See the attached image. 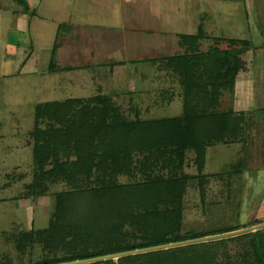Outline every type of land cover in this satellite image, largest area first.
Wrapping results in <instances>:
<instances>
[{
	"label": "rangeland",
	"instance_id": "rangeland-1",
	"mask_svg": "<svg viewBox=\"0 0 264 264\" xmlns=\"http://www.w3.org/2000/svg\"><path fill=\"white\" fill-rule=\"evenodd\" d=\"M25 1L0 0L2 19L10 21L11 10L24 7ZM72 23L70 33V26L58 28L45 20H33L28 29L0 27V264L68 263L93 258L98 251H132L128 246L147 238L144 229L126 224L125 237H118L128 246L120 248L115 242L95 247L85 237L68 242L55 202L73 187L59 178L30 189L37 165L30 133L37 104L89 98L102 91L126 119L181 116L183 85L171 70L157 67L161 59L182 53L178 35L199 37L201 52L241 50L237 58L243 66L234 92L222 91L217 112H232L243 132L234 142L207 147L201 167L195 149L187 148L181 170L173 177L161 175L178 182L173 230L201 238L264 223V0L248 1V18L243 0H75ZM9 64L15 70L8 74ZM50 168L49 163L46 170ZM99 176L95 170L89 181L81 175L80 186L97 188ZM141 180L136 173L119 176L116 183ZM106 202L109 209L119 204ZM57 229L62 233L54 235ZM232 238L86 264H180V258L211 264L210 253L216 254L214 264H226L251 248L248 237Z\"/></svg>",
	"mask_w": 264,
	"mask_h": 264
},
{
	"label": "trees",
	"instance_id": "trees-1",
	"mask_svg": "<svg viewBox=\"0 0 264 264\" xmlns=\"http://www.w3.org/2000/svg\"><path fill=\"white\" fill-rule=\"evenodd\" d=\"M178 39L182 53L161 59L157 67L171 70L183 85V112L179 117L142 120L135 116L126 119L119 106L101 92L89 98L35 106L30 135L33 162L37 165L34 187L30 189L42 187L43 180L59 178L73 187L55 202L58 220L67 230L63 234L70 237L68 242L85 237L95 247H109L115 242H119V247L125 246L118 233L125 237L123 227L126 224L144 229L146 235L143 238L147 237L137 245H126L130 250L200 238H187L173 230L174 224L170 220L176 217L177 210L171 212V209L177 198L178 182L163 180L161 175L166 173L173 177L181 170L187 148L195 149L196 163L201 167L207 147L238 140L243 132L241 122L232 117V112L218 113L217 108L223 90L229 89L233 94L235 79L243 65L237 58L241 50L222 52L210 48L201 52L199 37L178 35ZM49 163L51 168L46 170ZM94 170L100 175L95 180L98 187L82 188L81 175L89 181ZM134 173L141 175L142 180L117 185L119 176L133 177ZM106 199L117 200L119 204L106 208L109 207ZM55 233L62 232L57 229ZM255 235H259V243ZM241 237L251 241L250 252L246 250L239 260L228 259L226 264H264V230L235 238ZM197 245L200 244L156 253H170ZM119 252L122 251H98L96 256ZM210 254L214 256L211 263L214 264L216 254ZM179 255L173 254L180 258ZM178 263L191 264L192 261L180 258Z\"/></svg>",
	"mask_w": 264,
	"mask_h": 264
},
{
	"label": "crops",
	"instance_id": "crops-1",
	"mask_svg": "<svg viewBox=\"0 0 264 264\" xmlns=\"http://www.w3.org/2000/svg\"><path fill=\"white\" fill-rule=\"evenodd\" d=\"M244 1V7H245V14L246 17L248 18V1L249 0H243ZM251 1V0H250ZM259 0H253V2H257ZM23 3V0H22ZM19 5V4H18ZM75 5V0H26L24 3V7L21 5L17 6L15 10H11V17L12 19L4 21L0 15V27L3 31H6L8 27L14 26L17 27L18 29H23V28H29L32 25L33 20L37 21H44L45 22H55L56 26L58 28L62 27H71L68 30V33L72 32V18H73V8ZM14 20V21H11ZM84 23V22H83ZM93 27H96L97 29L101 27L99 23L96 22H91L90 23ZM6 25V27H5ZM8 31V30H7ZM19 31V30H17ZM74 31V27H73ZM16 32V31H15ZM21 32V31H19ZM13 32H9V36L12 35ZM264 33V31H262ZM261 52L263 48V44H261ZM179 47V46H178ZM180 48V47H179ZM21 49V47H20ZM24 50V49H22ZM181 50V48H180ZM263 53V52H262ZM7 64V63H6ZM14 64L8 65V69L6 70L7 73H12L14 72ZM5 71V72H6ZM101 88L99 89V91ZM103 93V91H102ZM106 95V94H104ZM264 218V217H263ZM262 223V222H261ZM260 223H256L254 225H257ZM252 226V225H251ZM264 230V229H262ZM252 233V232H251Z\"/></svg>",
	"mask_w": 264,
	"mask_h": 264
},
{
	"label": "water",
	"instance_id": "water-1",
	"mask_svg": "<svg viewBox=\"0 0 264 264\" xmlns=\"http://www.w3.org/2000/svg\"><path fill=\"white\" fill-rule=\"evenodd\" d=\"M262 229H264V223L254 225V226H251L248 228L232 231V232L219 234V235L206 236V237H201V238H196V239H191V240H186V241H181V242H176V243H170V244H164V245H160V246L142 248V249L127 251V252H120V253L111 254V255L98 256V257H93V258H89V259L77 260V261H72V262H68V263H61V264H86V263H93V262H98V261H105V260H109V259L115 260V259H119L122 257L130 256V255L144 254V253L166 250V249H171V248H176V247L194 245V244H198V243H205V242H210V241L227 239V238L240 236L243 234L255 232L258 230H262Z\"/></svg>",
	"mask_w": 264,
	"mask_h": 264
}]
</instances>
